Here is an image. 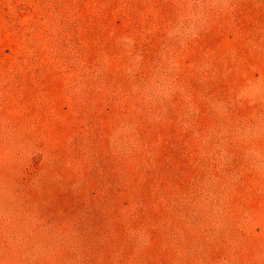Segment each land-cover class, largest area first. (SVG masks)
Here are the masks:
<instances>
[{"label":"rangeland","instance_id":"rangeland-1","mask_svg":"<svg viewBox=\"0 0 264 264\" xmlns=\"http://www.w3.org/2000/svg\"><path fill=\"white\" fill-rule=\"evenodd\" d=\"M0 264H264V0H0Z\"/></svg>","mask_w":264,"mask_h":264}]
</instances>
